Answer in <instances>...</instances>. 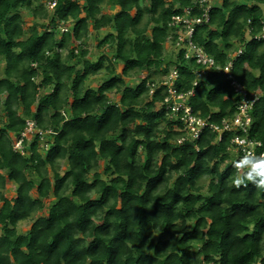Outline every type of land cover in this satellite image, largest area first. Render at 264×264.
Returning a JSON list of instances; mask_svg holds the SVG:
<instances>
[{"label":"trees","instance_id":"1","mask_svg":"<svg viewBox=\"0 0 264 264\" xmlns=\"http://www.w3.org/2000/svg\"><path fill=\"white\" fill-rule=\"evenodd\" d=\"M45 2L0 0V264H264V192L231 185L246 171L234 166L243 159L230 151L232 134L215 141L206 129L177 143L185 133L162 105V87L149 93L171 69L177 88L191 89L200 65L183 49L163 58L165 43L175 42L171 15L186 6L201 14L197 0ZM23 13L32 18L29 33ZM208 15L192 39L220 66L241 47L231 73L247 92H262L249 134L264 151V0H220ZM101 29L96 45L112 51L88 58L86 38ZM101 72L100 84L85 88ZM133 75L138 82L125 84ZM237 98L222 72H207L188 102L220 123ZM26 118L53 131L44 156L37 137L28 154L12 149L10 133ZM100 159L110 179L96 170ZM6 179L16 183L10 199ZM46 199V215L18 232Z\"/></svg>","mask_w":264,"mask_h":264},{"label":"built area","instance_id":"2","mask_svg":"<svg viewBox=\"0 0 264 264\" xmlns=\"http://www.w3.org/2000/svg\"><path fill=\"white\" fill-rule=\"evenodd\" d=\"M45 1L48 8H52L55 4V0ZM216 2V0H197V8L201 11V14H192V6H186L183 7L182 13L171 15L168 21V26L175 34V50L183 49L186 59H194L195 63L200 65L199 69L194 70L195 76L192 80L191 89L187 91L179 90L175 85L179 77L178 71L171 69L161 80L149 84V93L151 94L154 89L162 87L163 98L161 103L168 111L170 117L181 124V129L185 133L184 136L177 139V143L194 142L199 139L202 132L206 129L215 134V141H220L223 133L227 132L232 134L230 151L239 153L242 158L247 152H252L259 156L264 153V151L259 150L262 145L261 141L250 137L249 130L252 125L251 110L262 92L260 90L247 92L231 73L232 61L235 56L241 53V47L235 50L225 65L220 66L212 56L207 54L192 39L195 26L208 22L209 9ZM67 29V26L61 27V30L64 31ZM257 37H263V34ZM207 72H222L238 96L233 115L222 119L220 123L210 122L208 117L200 116L188 102V96L193 94V86ZM52 132L51 128H39L34 119L26 118L23 129L19 133H14V136L11 137L12 149L21 155H25L28 152V144L34 137L38 138L39 145L46 144L47 136ZM253 264L260 263L254 262Z\"/></svg>","mask_w":264,"mask_h":264},{"label":"rangeland","instance_id":"3","mask_svg":"<svg viewBox=\"0 0 264 264\" xmlns=\"http://www.w3.org/2000/svg\"><path fill=\"white\" fill-rule=\"evenodd\" d=\"M216 1L218 2L220 0H216ZM111 7L112 6H109V4H107V5H105V7H104L103 10L104 11H107L109 13L111 11ZM23 14H24V17H25L24 31L26 33H29V31H31V29H32V18L29 17V15L27 13H23ZM43 23H45V22H43ZM103 31L104 30L101 29L99 31V33H91L90 36L88 38H86V41L84 43V46L89 50L88 58H94L97 55H99L102 51H107V52H111L112 51L110 49V46H108V45H104L103 47H100V48L97 47V45H96L98 39H100L102 37V35L104 33ZM165 47H166L164 49L165 55H164V58L163 59H164V61H169L172 58V55L174 53H176V50L170 44L169 41L166 42ZM120 69H121V64H119L117 66V71L119 72ZM0 71H1V64H0ZM0 76H2V73L0 74ZM103 77H104V73L103 72L98 73V74L93 75V76H90L85 81V84H84L85 85V88H88V87H97L100 84V82H101V80H102ZM125 79H126L125 84L128 83V84L134 85V84H136L138 82L139 77H137L136 75H133L131 77H126ZM108 97L110 99H112V100H116L117 101L118 94L114 93V91L113 92H108ZM0 114H1V112H0ZM48 147H49V144H48V142H46V144H40L39 145V150H42V152L44 153L47 150ZM60 165H61V168H60L59 171L62 173L65 170V168H66V161L65 160L61 161L60 162ZM104 165H105V161L103 159H100L99 162H98V166H97L96 170L100 173V175H101L102 178L110 179L111 176L105 175L103 173ZM89 176H91V175H89ZM207 180L208 179H202L200 181V183L201 184H206L207 183ZM11 192H13V189H11V187L8 186L7 189H6V191H5V193L7 195H11ZM50 198H52V197H50ZM48 202H50V200L49 199H46V202H45V205L44 206H46ZM42 212L45 213L46 211H42ZM30 223H31V220H25V221L19 223V225H18L17 228H18L19 231H21V229L23 230L26 227H28L30 225Z\"/></svg>","mask_w":264,"mask_h":264},{"label":"clouds","instance_id":"4","mask_svg":"<svg viewBox=\"0 0 264 264\" xmlns=\"http://www.w3.org/2000/svg\"><path fill=\"white\" fill-rule=\"evenodd\" d=\"M242 159L243 163H234V166L246 168V171L232 177L231 185L239 188L251 182L259 191L264 192V153L256 156L252 152H247Z\"/></svg>","mask_w":264,"mask_h":264},{"label":"crops","instance_id":"5","mask_svg":"<svg viewBox=\"0 0 264 264\" xmlns=\"http://www.w3.org/2000/svg\"><path fill=\"white\" fill-rule=\"evenodd\" d=\"M109 6H112V5H109ZM104 7L105 6H103V9H104ZM112 9H114V6H112L111 7V10ZM104 11V10H103ZM165 45H166V43H165ZM89 54V53H88ZM0 64H1V71H0V74L2 73L3 74V66H4V61H3V58L1 57L0 58ZM94 88H96V87H94ZM46 91H47V89H45ZM6 95V93H3V96H5ZM2 96V97H3ZM0 126H1V122H0ZM12 136H14V133H10V139H11V137ZM29 152H27L26 154H28ZM42 156H44V153L42 152ZM11 187V189H13V192H11V195H7L6 193H5V191H6V189H7V187ZM15 190H16V183L15 182H13L12 180H10V179H6V181H5V186H4V188H3V195L5 196V197H7L8 199H10V198H12V197H14L15 196ZM45 202L46 201H44V205H45ZM1 201H0V205H1ZM49 203V202H48ZM48 203H47V205L46 206H43V208L40 210V211H38V212H36V213H34L30 218H28V219H25V220H31V223H32V219H34V218H36L37 216H39V215H46V212H47V206H48ZM42 211H46L45 213L44 212H42ZM25 220H21L19 223H21V222H23V221H25ZM19 223L17 224V227H18V225H19ZM31 223H30V225H31ZM30 225L28 226V227H26L25 229H21V231H19L18 230V228H17V231L18 232H24L25 230H27L29 227H30Z\"/></svg>","mask_w":264,"mask_h":264}]
</instances>
